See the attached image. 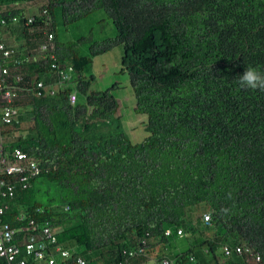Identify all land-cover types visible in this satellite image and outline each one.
I'll return each instance as SVG.
<instances>
[{
    "label": "trees",
    "instance_id": "16d2710c",
    "mask_svg": "<svg viewBox=\"0 0 264 264\" xmlns=\"http://www.w3.org/2000/svg\"><path fill=\"white\" fill-rule=\"evenodd\" d=\"M36 1L0 0V9L26 22L18 4ZM57 6L66 26L105 9L116 34L81 55L80 40L59 38ZM45 9L76 84L25 98L19 121L2 127L1 138L27 132L0 143L4 152L21 148L43 169L29 189L18 191L5 220L15 227L49 221L72 251L60 264H79L77 257L92 264L93 252L103 264H117L142 238L171 243L189 210L206 204L210 224L197 218L187 231L195 235L203 222L210 234L178 251L176 263L192 264L193 255L197 264H250L247 253L236 252L242 246L264 264V90L237 83L247 66L264 72V0H46L33 13V33L26 25L17 29L25 45L46 39L39 29ZM7 31L14 34L11 26ZM116 45L124 49L121 72L129 73L135 110L147 116L141 142L123 130L110 88L92 90L94 75L86 74L96 56ZM42 70L33 62L21 71L31 78ZM224 246L233 253L222 262Z\"/></svg>",
    "mask_w": 264,
    "mask_h": 264
},
{
    "label": "built area",
    "instance_id": "2783aa9c",
    "mask_svg": "<svg viewBox=\"0 0 264 264\" xmlns=\"http://www.w3.org/2000/svg\"><path fill=\"white\" fill-rule=\"evenodd\" d=\"M3 12L0 9V129L19 121L22 110L20 103L25 98L41 97L46 93L54 95L69 86L75 74V69L60 57L55 35L49 31L54 24L49 11L45 9L40 14L47 17L43 18L42 28L38 27L43 29L46 39L28 45H25L27 41L24 37L19 38V34H12L7 28L29 27L35 20L33 14H27L26 22H22L16 15L8 16ZM29 28L32 34L34 27ZM33 62L47 70L37 71L27 78L21 70L27 63ZM68 99L70 104L75 105L79 100L77 90L70 91ZM42 171L40 163L21 148L5 153L0 144V258L4 259L5 264H60L72 256V251L59 241L56 229L49 221L40 225L31 220L29 225L15 227L5 220L18 191L29 189L30 182ZM205 219L209 222L210 215L207 214ZM18 220L22 221L23 216L18 217ZM166 234L171 236V231L167 230ZM178 234L182 236L184 231L179 229ZM148 246L149 241L142 238L135 247L123 251L124 259L117 264H135L134 259L148 256ZM223 250L226 258L233 253L229 246H224ZM236 252L255 256L252 250L242 246L237 247ZM259 259V256H255L256 261ZM190 260L195 261L194 257ZM76 261L87 264L82 257H77ZM159 264L177 263L169 257H163Z\"/></svg>",
    "mask_w": 264,
    "mask_h": 264
},
{
    "label": "rangeland",
    "instance_id": "374dc122",
    "mask_svg": "<svg viewBox=\"0 0 264 264\" xmlns=\"http://www.w3.org/2000/svg\"><path fill=\"white\" fill-rule=\"evenodd\" d=\"M45 2L46 0H38L33 3L24 2V4H18V7L25 8L27 14H33L36 13L40 5ZM55 19L60 40H80L77 51L81 55L90 53V46L92 43L101 41L107 37L110 38V36L116 34L114 22L105 9H98L66 26L61 16V8L60 6H57L55 8ZM12 29L14 30V34H18L16 26L12 27ZM9 39L12 40L11 37ZM123 52V46L116 45L111 50L96 56L93 63L87 67L86 74L94 75L91 86L92 90H105L110 88V92L116 96L119 102V113L121 115L120 118L123 130L131 140L134 142H141L148 134L145 129L147 116L146 114L139 113L135 110L136 95L130 81L129 73L127 71L121 72ZM74 84H76V81L72 82L69 86H74ZM28 119L23 123V126L27 128L29 127L28 125H30ZM26 133L27 132L8 133L3 136V138L0 136V143L11 141L15 139L17 135H25ZM207 213H209V208L206 204H200L199 207L197 206L190 209L186 218L187 225L182 227L186 235L182 237H179L178 235L173 236V238H171V243H162L159 242V240L151 239L145 264H159L160 259L164 256L175 260L178 251L186 250L190 247L192 242H195V240L197 241L200 239L201 241L205 238L208 232H205L203 222L200 226H196L195 235H192L187 231V227L195 226L196 219H204L205 214ZM208 234H210V231ZM70 245L77 248L72 242ZM77 250L81 251L80 248H77ZM195 251L201 259L207 258L210 261L212 258L211 254L203 255L200 246H197ZM90 255L92 257L90 258L92 264H103V257H101L100 253L93 252L90 253ZM220 258L222 262L227 260L223 255H221ZM246 259L250 264H257L256 260H254L253 256L250 254H247Z\"/></svg>",
    "mask_w": 264,
    "mask_h": 264
},
{
    "label": "clouds",
    "instance_id": "9594fccd",
    "mask_svg": "<svg viewBox=\"0 0 264 264\" xmlns=\"http://www.w3.org/2000/svg\"><path fill=\"white\" fill-rule=\"evenodd\" d=\"M237 83L239 84V86L241 88H244V89H251V90H256V89H260V90H264V72H260L258 71L256 68H253L251 66H247L244 70V72L239 75V78H238V81ZM72 84V83H71ZM70 84V85H71ZM77 104V103H76ZM210 215V213H207ZM205 214V216L207 215ZM205 219V217H204ZM206 220V219H205ZM207 221V220H206ZM208 222V221H207ZM208 224H210V221L208 222ZM182 229V228H181ZM167 230H170V229H167ZM166 230V231H167ZM183 230V229H182ZM171 231V235L173 234V231L172 229L170 230ZM184 231V230H183ZM178 233V231H177ZM166 234V232H165ZM167 235V234H166ZM184 235H186L185 231H184ZM182 235V236H184ZM167 236H170V235H167ZM179 237H182L178 234ZM171 237V236H170ZM224 248V247H223ZM148 249H149V246H148ZM222 251L224 252V250L222 249ZM252 256V255H251ZM166 257V256H164ZM191 257H194L195 261L194 262H190L192 264H197V259L195 256L191 255ZM225 257V255H224ZM146 258V257H145ZM163 258V257H162ZM161 258V259H162ZM254 260H255V256H253ZM160 259V261H161ZM171 259V258H170ZM174 260V259H172ZM176 261V260H174ZM259 260H257L256 262L258 263ZM160 263V262H159ZM200 264H205V263H200Z\"/></svg>",
    "mask_w": 264,
    "mask_h": 264
},
{
    "label": "crops",
    "instance_id": "0c3cea01",
    "mask_svg": "<svg viewBox=\"0 0 264 264\" xmlns=\"http://www.w3.org/2000/svg\"><path fill=\"white\" fill-rule=\"evenodd\" d=\"M147 261V259L143 262V263H140V264H145V262ZM148 264V263H147ZM149 264H151V263H149Z\"/></svg>",
    "mask_w": 264,
    "mask_h": 264
}]
</instances>
